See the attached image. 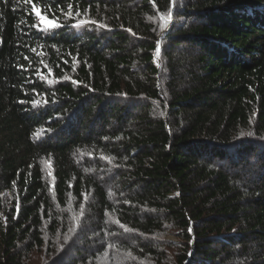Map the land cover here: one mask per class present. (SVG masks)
I'll return each instance as SVG.
<instances>
[{"label": "trees", "instance_id": "trees-1", "mask_svg": "<svg viewBox=\"0 0 264 264\" xmlns=\"http://www.w3.org/2000/svg\"><path fill=\"white\" fill-rule=\"evenodd\" d=\"M70 2L107 28L45 35L0 0V264L69 232L56 264H264V0ZM41 44L51 83L17 70Z\"/></svg>", "mask_w": 264, "mask_h": 264}, {"label": "snow or ice", "instance_id": "snow-or-ice-1", "mask_svg": "<svg viewBox=\"0 0 264 264\" xmlns=\"http://www.w3.org/2000/svg\"><path fill=\"white\" fill-rule=\"evenodd\" d=\"M9 0H3V3L7 4ZM175 2V0H174ZM15 3L17 4H23V5H28L30 6V15H33L35 17V22L27 25V21H23L22 23L26 24L29 28L35 29L36 31L48 35V34H53L55 30L62 28V27H69L73 30H83L86 26L88 25H95L98 28H107V25L99 23L95 19L91 18H86V15L82 13L79 9L73 13V4L70 2L67 3V11L65 12L64 9L61 7L60 8V15L65 18V20H73L74 22L71 24H63L61 23L60 17L57 16L54 12L50 13V4L49 7L45 8L41 4L37 2V0H15ZM161 20L163 21V24L161 26V32L163 33L166 29L169 28V25L172 24L173 22V12H168L167 15L161 16ZM23 33V29L21 30ZM26 47L30 48L31 52L36 54L37 56L40 57V65L43 67H35L33 68L32 66V61L28 55H24L23 59L28 61L27 67L23 64L17 65V70L20 72H32L36 79L45 81L47 80L48 83H51V80H48V77L54 76V73L51 71V68L49 67L48 63L43 59V56L45 53L43 52V47L44 45H40V51H37L36 47H33L31 45H25ZM55 47V46H54ZM156 56H160V51L157 50ZM64 63H67L65 60ZM44 68L48 69V72L45 73L43 71ZM26 83H35V80H32L30 77L25 79ZM73 83L78 84L79 81H72ZM32 93L34 98L31 101L28 100H19L18 103L21 104H26L30 103L33 107H36L41 104V100L39 97L41 96V93L38 92L35 88L32 89ZM27 95L28 93L25 91L24 93ZM43 103L46 105L48 103L47 96H44ZM251 136L252 133H244L241 132L240 136ZM85 199H87L85 195ZM83 210V209H81ZM6 223V221H5ZM71 231V228L69 229ZM191 255V253H189Z\"/></svg>", "mask_w": 264, "mask_h": 264}, {"label": "rangeland", "instance_id": "rangeland-1", "mask_svg": "<svg viewBox=\"0 0 264 264\" xmlns=\"http://www.w3.org/2000/svg\"><path fill=\"white\" fill-rule=\"evenodd\" d=\"M162 24L163 21L161 20V16H160V21L158 26L161 28ZM71 234L72 232H69L65 236V238L62 237L56 241L57 245L55 248L58 251H62L64 249L65 252L63 254H59L57 257L52 258V254L49 253L51 250L49 249L48 247L49 244H48V246H45L40 250H36L32 253V255L30 256L29 264H56L59 263L60 259L65 254L70 258H75L76 251L83 249L85 243L83 242V238L81 234L75 238H72ZM167 239L172 243L179 242V239L174 234H169ZM173 255L174 252H172L170 256L172 257ZM112 264H119V263L112 262Z\"/></svg>", "mask_w": 264, "mask_h": 264}, {"label": "water", "instance_id": "water-1", "mask_svg": "<svg viewBox=\"0 0 264 264\" xmlns=\"http://www.w3.org/2000/svg\"><path fill=\"white\" fill-rule=\"evenodd\" d=\"M173 10H174V5H173ZM172 25H173V22H172V24L169 25V28L168 29H166L163 33H161L159 35V38H158V41H157L156 51H155V62H156V64H157L158 67H160V64H161V61H160L161 60V42L166 37V35L170 32V30L172 28ZM157 50L160 51V56L159 57L156 56ZM191 232H192V230H191ZM194 247H195V242L193 241V250H194ZM193 250L190 252L191 255L194 252ZM191 255H190V257H191ZM188 262H189V260L186 262V264H188Z\"/></svg>", "mask_w": 264, "mask_h": 264}]
</instances>
